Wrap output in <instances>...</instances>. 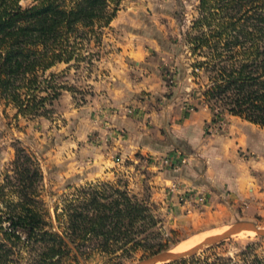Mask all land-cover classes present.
Segmentation results:
<instances>
[{
  "label": "rangeland",
  "instance_id": "rangeland-1",
  "mask_svg": "<svg viewBox=\"0 0 264 264\" xmlns=\"http://www.w3.org/2000/svg\"><path fill=\"white\" fill-rule=\"evenodd\" d=\"M199 2L121 0L113 22L101 30L100 40H91L86 45V50L95 55L69 69L61 65L52 70L56 83H64L73 90L61 92L62 95L68 91L71 97L65 99L60 95L49 117L15 118L16 110L0 102V177L10 168L15 149L28 147L39 159L44 175L42 198L52 217L54 207L60 206L62 198L77 187L107 182L117 185L144 200L160 219L155 228L157 234L150 241L154 246L152 251L159 247L161 251L194 247L205 237L222 233L239 221L253 222L264 228V127L228 113L214 116L210 109L211 120L202 136L205 157L198 156L196 161L175 169L159 161L176 150L188 154L191 150L184 144L177 143L165 151L154 164L160 168L152 169L149 168L150 158L140 154L128 158L120 156L113 139L91 127L97 113L90 108L96 92L92 89L94 82L103 73L107 74L99 67L101 57L107 54H156L157 68L169 87L168 97L174 95L180 106L189 103L184 106L188 111H192L194 100H203L206 73L199 71L197 77L193 76L191 67L195 60L192 36L207 30L193 28L200 16ZM20 4L28 8L34 2L21 0ZM207 50L205 47L199 54H206ZM132 110L130 108L129 112ZM99 163L114 164L115 175L85 184L75 183L82 170L96 168ZM207 168L213 173L223 170L227 180L245 174V194L231 196L229 188L224 193L217 190L219 194L214 195V200L220 201L223 207L207 208L213 195L207 189L197 191L178 179L179 176L194 179V173H203ZM165 170L174 171L171 173L174 180L164 184L158 171ZM163 195L168 196L169 201ZM236 197L238 204L232 207ZM81 251L78 261L70 253L63 264H131L153 255L144 248L125 255L103 254L90 242H86ZM253 254L264 256V236L241 232L193 256L210 264H243V258L250 259Z\"/></svg>",
  "mask_w": 264,
  "mask_h": 264
},
{
  "label": "trees",
  "instance_id": "trees-1",
  "mask_svg": "<svg viewBox=\"0 0 264 264\" xmlns=\"http://www.w3.org/2000/svg\"><path fill=\"white\" fill-rule=\"evenodd\" d=\"M20 1L0 0V102L15 118L49 117L61 92L73 90L55 82L52 68L89 61L95 54L86 45L100 40L121 0H32L28 8ZM198 9L193 28L207 30L192 36L191 67L193 76L206 73L205 104L214 116L264 127V0H200ZM43 179L36 154L17 147L0 177V264H63L70 253L78 261L86 242L109 255L154 248L160 219L136 195L108 182L77 187L52 217ZM162 264L210 263L193 256ZM243 264H264V256Z\"/></svg>",
  "mask_w": 264,
  "mask_h": 264
},
{
  "label": "crops",
  "instance_id": "crops-1",
  "mask_svg": "<svg viewBox=\"0 0 264 264\" xmlns=\"http://www.w3.org/2000/svg\"><path fill=\"white\" fill-rule=\"evenodd\" d=\"M156 58V54H107L101 57L99 67L107 74L102 72L103 76L94 82L92 90L96 92L91 103L93 106L90 107L97 112L91 127L111 137L120 156L128 158L132 154H140L150 158L152 164L149 168L152 169L160 168L154 164L177 143L191 150L187 151L188 164L196 161L198 156L205 157L202 136L212 115L204 100H194L196 103L190 108L192 111H188L184 106H189V103L180 106L174 95L168 97L166 93H169V87L160 75ZM61 65L66 67L61 63L52 70ZM61 97L67 99L71 95L65 91ZM130 108L132 112H129ZM82 171L75 181L77 185L111 177L117 169L114 164L99 163L96 168ZM172 172L158 171L162 183L174 180L171 179ZM193 175L194 179L184 176L178 179L197 191L207 189L213 195L207 208L223 207L220 201L214 200V195L219 194L217 190L224 193L229 188L232 190L231 196L245 194V174L227 180L223 170L213 173L207 168L203 173ZM163 196L169 201L168 196ZM236 204L237 197L231 206Z\"/></svg>",
  "mask_w": 264,
  "mask_h": 264
},
{
  "label": "water",
  "instance_id": "water-1",
  "mask_svg": "<svg viewBox=\"0 0 264 264\" xmlns=\"http://www.w3.org/2000/svg\"><path fill=\"white\" fill-rule=\"evenodd\" d=\"M252 231L259 236H264V228L259 227L253 222L239 221L231 225L222 233L209 235L205 237L200 243L186 250L174 252L172 250L161 251L144 259L131 264H160L169 261L179 260L184 257L193 256L201 249L220 243L221 241L238 234L240 232Z\"/></svg>",
  "mask_w": 264,
  "mask_h": 264
},
{
  "label": "built area",
  "instance_id": "built-area-1",
  "mask_svg": "<svg viewBox=\"0 0 264 264\" xmlns=\"http://www.w3.org/2000/svg\"><path fill=\"white\" fill-rule=\"evenodd\" d=\"M189 161V156L180 150H176L171 154L164 156L160 159L159 163L169 168L175 169L182 165H186ZM202 200V198H199Z\"/></svg>",
  "mask_w": 264,
  "mask_h": 264
},
{
  "label": "bare ground",
  "instance_id": "bare-ground-1",
  "mask_svg": "<svg viewBox=\"0 0 264 264\" xmlns=\"http://www.w3.org/2000/svg\"><path fill=\"white\" fill-rule=\"evenodd\" d=\"M245 232H248V233H254V232H252V231H245ZM241 233V232H240ZM218 234V233H217ZM201 242V241H200ZM199 242V243H200ZM198 244V243H197ZM189 248H191V247H189ZM189 248H187V249H189ZM183 250H186V249H183ZM172 251H174V252H178V251H182V250H172Z\"/></svg>",
  "mask_w": 264,
  "mask_h": 264
}]
</instances>
